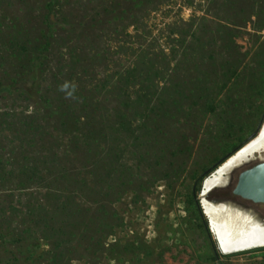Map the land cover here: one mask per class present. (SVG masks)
I'll return each instance as SVG.
<instances>
[{
    "label": "rangeland",
    "instance_id": "obj_1",
    "mask_svg": "<svg viewBox=\"0 0 264 264\" xmlns=\"http://www.w3.org/2000/svg\"><path fill=\"white\" fill-rule=\"evenodd\" d=\"M82 2L64 3L65 12L71 20H84L89 27L84 33L65 29L57 34L48 49V63L42 68L47 73L43 76L41 98L0 97V150L20 146L19 138L26 140L28 124L38 121L47 134L53 123L48 122L52 117L44 114L42 101L49 97L55 106L61 99L69 101V95L75 94L68 95L70 85L77 90L81 86L85 99L89 98L86 104L94 101L99 114L116 109L118 105L110 91L117 73L125 74L139 63L140 50H146L143 56L147 57L160 49L167 54L166 47L175 45V59L167 57L172 60L167 69L160 62L163 79L156 77L159 94L175 86L167 90L168 98L162 104L157 103L159 95L152 98L146 107L152 110L147 109L143 116L129 114L130 134L113 136L108 145L101 146L94 192L98 206L108 216L106 231L112 235L105 247L107 255L114 259L100 264H264V248L221 254L211 233L210 240L205 236L203 223L207 224V220L202 211V217L198 215L193 196L199 177L224 161L235 146L250 140L264 113V0H174L170 9L145 18L144 25L135 27L137 32L128 26L125 17L105 25L92 22L98 2ZM58 10L60 6L55 8ZM43 13L42 0H0L1 62L11 45L16 50L26 44L39 45L45 29ZM191 16L196 18V34L183 38L186 33L181 32L187 30ZM179 34L183 36L177 42L168 39ZM6 40L11 43L5 47ZM198 44L206 46L203 52L194 49L193 56L201 58L199 64L185 56L186 46ZM33 48H27L24 54ZM73 50L78 56H74L70 72L62 65ZM2 64L0 73L14 67ZM55 82L62 87L56 96ZM140 85L136 83V87ZM205 86L214 91V100L208 107L185 94ZM174 94L175 98L169 99ZM73 98L84 102L79 96ZM22 150L30 153L32 147L25 144ZM106 155L113 157L115 167L126 164L132 172L128 185L123 184L124 178L109 176ZM238 172L228 189L209 198L240 199L231 194ZM56 186L51 185L54 194L56 189L65 188L63 182ZM52 197L56 196L49 195V199ZM196 199L199 201L198 194ZM17 202L22 205L29 201L17 197ZM257 206L264 212V204ZM213 248L220 254L216 259L212 258Z\"/></svg>",
    "mask_w": 264,
    "mask_h": 264
},
{
    "label": "trees",
    "instance_id": "obj_2",
    "mask_svg": "<svg viewBox=\"0 0 264 264\" xmlns=\"http://www.w3.org/2000/svg\"><path fill=\"white\" fill-rule=\"evenodd\" d=\"M71 1L98 2L97 11L91 17L92 22L105 25L125 17L128 19V26L137 32L135 27L144 25L145 18L161 9H170L169 5L174 0H42L45 7V13L42 15L45 29L40 34L39 45L32 44L34 48L30 49L31 52L27 55L24 54L25 50H29L32 45L19 46L17 50L11 45L5 50L4 62H1V59L0 63H3L5 68L7 64L14 67L0 73V97L19 95L41 98L43 76L47 73L42 68L48 63V49L57 34L65 29L70 33L79 29L81 33L89 27L84 20L74 21L66 14L64 3ZM57 6L61 8L58 12L55 11ZM195 21V16L187 20V30L181 32L186 33L183 38L196 34ZM182 36L183 34H179L168 39L177 42L178 37ZM6 42L3 45L11 43L10 40ZM40 43L42 47H39ZM166 48L167 54L160 49L158 53L147 57L143 56L147 51L140 50L139 63L136 62L137 64L125 74L117 73L116 82L112 84L110 91L118 105L116 109L109 108L105 114H99L94 101H91L90 105L86 104L89 98L85 99L83 88L80 86L77 90V87L70 85L67 88L68 95L73 92L75 94L69 95L70 100L67 102L61 99L59 107L55 106L49 97L42 101L44 114L52 117L48 122L53 123L47 134L43 132V125L38 121L34 125L28 124L25 130L29 135L27 134L26 140H23L24 137L19 138L20 146L9 148L8 151L3 148L0 150V264H78L82 261L100 264L114 259L106 253V240L112 234L106 231L107 213L98 206L95 198L97 182H93L94 172L99 166L101 146L108 145L113 136L116 138L120 134L127 137L130 134L129 114L143 116L152 98L159 95L156 98L157 103L162 104L163 100L168 98L170 91L167 90L174 89L175 86L170 85V88L159 94L160 88L156 82V77L163 79L161 75H164L158 64L164 62L167 69L172 61L167 57L175 59L178 52L175 45ZM194 49L203 52L206 46L198 44L185 47V56L199 64L201 58L196 54L193 56ZM74 56L76 58L78 55L74 50L70 51L68 59L63 61L65 66L62 67L70 72L73 70L69 66ZM176 66L177 64H173V67ZM205 75L202 76L204 79ZM52 79L55 81V76ZM137 82L141 83L139 87H136ZM54 84L55 96L60 95L62 87H57V84L61 83ZM185 94L193 100L203 102L207 107L214 100V91L206 86ZM75 95L84 102L79 103L73 98ZM174 98L175 94L169 99ZM110 111L114 114H108ZM57 127L60 128L59 132ZM25 144L32 147L30 153L22 150ZM239 147L240 145H237L231 149L227 157ZM105 158L106 168L111 170L109 176H114L115 179L124 178L126 182L123 184L128 185L132 181V172L128 171L126 164L115 167L113 157L106 155ZM73 162L78 166H74ZM221 163L215 164L199 177L194 188V202L200 217L202 214L196 196L201 181ZM62 182L65 188L56 189L57 193L54 194L51 185L56 184L58 187ZM219 191L213 190L209 195H216ZM49 195L56 197L51 200ZM17 197H23L29 202L18 204ZM14 202L15 206L12 205ZM203 229L206 238L210 240L205 221ZM219 255L213 248L212 258L216 259Z\"/></svg>",
    "mask_w": 264,
    "mask_h": 264
},
{
    "label": "bare ground",
    "instance_id": "obj_3",
    "mask_svg": "<svg viewBox=\"0 0 264 264\" xmlns=\"http://www.w3.org/2000/svg\"><path fill=\"white\" fill-rule=\"evenodd\" d=\"M252 160H264V119L255 136L204 177L200 184L199 206L221 254L264 248L262 217L232 203H214L206 198L212 188L226 184L231 169Z\"/></svg>",
    "mask_w": 264,
    "mask_h": 264
},
{
    "label": "water",
    "instance_id": "obj_4",
    "mask_svg": "<svg viewBox=\"0 0 264 264\" xmlns=\"http://www.w3.org/2000/svg\"><path fill=\"white\" fill-rule=\"evenodd\" d=\"M264 119V113L262 115V118L260 119L258 126L254 132L255 134L258 132L262 121ZM243 145V144H242ZM237 150V149H236ZM227 158V157H226ZM238 172V175L236 177V182L234 187L231 190V194L235 197H239L242 200L250 201L254 204H264V160H252L249 162H246L244 164H241L233 169H231L227 175L226 184L224 186H219L212 188L209 192L213 190H225L228 189L233 182L234 179V173ZM209 194L207 195V199L210 202H229L234 205L240 206L241 205L235 201L228 199L226 197H213L209 198ZM200 195V189L198 192V197ZM199 203V201H198ZM263 222H264V218Z\"/></svg>",
    "mask_w": 264,
    "mask_h": 264
},
{
    "label": "flooded vegetation",
    "instance_id": "obj_5",
    "mask_svg": "<svg viewBox=\"0 0 264 264\" xmlns=\"http://www.w3.org/2000/svg\"><path fill=\"white\" fill-rule=\"evenodd\" d=\"M223 197H226L228 199H232V200L237 201L241 205L242 208L247 209V210H250V211L254 212L257 216L264 218V212H262L259 209V207L257 206V204H254V203H252L250 201H247V200L234 199V198L229 197V196H223Z\"/></svg>",
    "mask_w": 264,
    "mask_h": 264
}]
</instances>
